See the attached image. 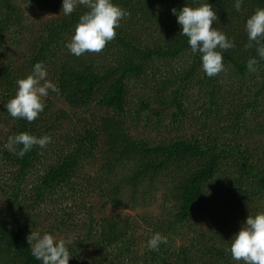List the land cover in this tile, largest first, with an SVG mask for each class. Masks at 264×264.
I'll use <instances>...</instances> for the list:
<instances>
[{
	"label": "trees",
	"instance_id": "trees-1",
	"mask_svg": "<svg viewBox=\"0 0 264 264\" xmlns=\"http://www.w3.org/2000/svg\"><path fill=\"white\" fill-rule=\"evenodd\" d=\"M25 2L50 6L54 16L34 26L15 0H0V264H42L26 238L43 235L44 223L73 236L69 264H243L226 249L249 215L264 213V60L250 73L247 61L259 57L245 48L246 21L264 0H243L240 11L235 0H112L128 13L115 39L79 57L66 45L87 8L64 15L63 0ZM204 3L217 14L213 28L236 45L222 53L225 71L215 77L202 70L201 54L192 53L172 13ZM13 48L21 59H2ZM38 62L59 94L49 90L34 122L14 119L6 104ZM170 109L167 121L192 120L198 135L149 142L131 134L128 122L142 117L129 110L160 125ZM22 132L51 143L21 158L22 146L14 153L5 145ZM253 137L260 139L248 144ZM157 193L159 216L140 223L98 220L90 202L96 196L103 207L134 211ZM155 233L168 241L158 251L148 248ZM182 237L187 242L176 247Z\"/></svg>",
	"mask_w": 264,
	"mask_h": 264
},
{
	"label": "clouds",
	"instance_id": "clouds-1",
	"mask_svg": "<svg viewBox=\"0 0 264 264\" xmlns=\"http://www.w3.org/2000/svg\"><path fill=\"white\" fill-rule=\"evenodd\" d=\"M243 0H235L234 7L241 10ZM77 5L87 8L75 26L74 35L66 47L79 57L85 53L98 54L104 50L107 43L116 37V29L120 21L128 15L112 0H63L62 13L71 15ZM177 16V22L182 28L181 36L187 37L193 54L200 53L202 70L208 77H215L225 71L223 52L236 47L235 42L221 31L213 28L218 19L216 12L209 3L199 7H183L179 12L172 9ZM245 31L248 37L246 49L255 48L259 60L251 58L247 61V70L250 73L258 71L260 60H264V8H257L255 13L246 21ZM47 70L42 62L35 64L32 74L25 79L17 80L15 97L7 104V112L11 117L23 118L29 123L34 122L44 111L43 97L49 90L59 94L58 87L47 79ZM51 143L50 136L37 138L28 132H22L8 138L5 147L16 152V146H22L18 152L23 158L34 146L46 148ZM31 255L42 264H69L71 258L66 245L73 243L71 239H57L45 232L31 231L27 236ZM167 237L155 233L148 241L150 250L158 251L161 244H167ZM230 252L233 260L243 264H264V213L255 216L249 215L246 224L231 240Z\"/></svg>",
	"mask_w": 264,
	"mask_h": 264
},
{
	"label": "rangeland",
	"instance_id": "rangeland-1",
	"mask_svg": "<svg viewBox=\"0 0 264 264\" xmlns=\"http://www.w3.org/2000/svg\"><path fill=\"white\" fill-rule=\"evenodd\" d=\"M15 3L17 6L20 7L21 10H25L26 16L28 18L27 22H30L31 24H33L34 26H39L40 23H42L43 21H47V19H49L50 17H53L54 14L51 10L50 6H46L44 7L43 4H38L39 6L36 7H32L30 5H28L25 0H15ZM47 4V3H45ZM48 5V4H47ZM24 45H22L21 49H23ZM21 53L22 51L17 50V48H13L10 49L9 52L6 55H3L2 59H11L12 61L14 60H20L21 59ZM225 78L227 79V75L225 76ZM48 79V77H47ZM49 80V79H48ZM192 94H194V91L192 89ZM135 99V98H134ZM57 107H65V105L63 104V101H60L57 104ZM171 109L168 110L165 115H164V120L162 122V124L158 125L156 123V118H152L153 115H148L147 117H145L143 114H138L137 115H132V111L129 110V117H142V119H138V120H133V121H129V126L131 127V134L133 136L136 137H142L145 140H148L149 142H160V141H166L167 139H170L172 137H190L193 135H198L196 133V129L195 127H197L196 125H194L192 120H187L185 121L182 125L179 123H173L171 122V120L167 121L168 119L166 118L167 115L170 113ZM197 114V111L194 112ZM198 116V115H197ZM169 117V116H168ZM145 118H147L145 120ZM134 119V118H133ZM2 121V120H1ZM156 127V128H155ZM6 133V127L2 126V124L0 123V146L3 145L4 141H5V134ZM260 139L259 137H253L249 140H246L248 142V144L253 145V143L256 141L258 142ZM103 154L100 155H95L93 156L92 159V163H89L87 168L89 170L90 173H93V171L95 170V167L101 164L102 161V157ZM31 180V178H29ZM161 193H157L156 195H154V200L152 202H150L149 204L146 203L142 206H139L138 209L134 210V211H129L127 208L124 209L123 207L121 208H113L109 205L103 207L102 206V200L99 199L96 196H90V202L92 203V205L99 209L100 212L96 213L97 219L99 220L100 218L103 217H113V216H117L119 218H124V216H128L130 217V219H134L136 220V222L140 223V220L143 217H149V218H156L159 216L160 212H161ZM0 201H1V197H0ZM85 202H86V198H85ZM205 223H203L204 225L207 224L209 222V219L204 220ZM210 225L212 226H217L219 224V222H215V221H210L209 222ZM238 223H235V226ZM43 226L45 227L44 230H46L45 232L53 235L54 237H56L57 239H71L73 240V236L71 235L70 237H68L67 233L65 232V230L60 231V230H56L54 229V225H52V227H49V224L44 223ZM44 232V233H45ZM43 233V234H44ZM139 234V245H142V247L144 246V236ZM142 240H143V244H142ZM187 242V238H178L175 241V246L178 247L180 245H182L183 243Z\"/></svg>",
	"mask_w": 264,
	"mask_h": 264
}]
</instances>
